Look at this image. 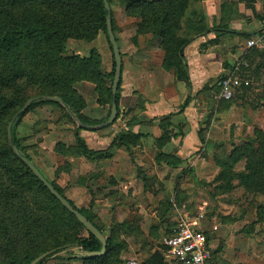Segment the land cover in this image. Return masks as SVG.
Masks as SVG:
<instances>
[{
  "label": "trees",
  "instance_id": "1",
  "mask_svg": "<svg viewBox=\"0 0 264 264\" xmlns=\"http://www.w3.org/2000/svg\"><path fill=\"white\" fill-rule=\"evenodd\" d=\"M114 1L109 0L113 27ZM125 1L128 2L129 14L140 19L139 31L160 38L165 51L164 68L172 71L179 80L187 82L189 87L191 82L184 50L192 41L211 32L229 31L246 37L252 36L251 33L229 30L228 25L224 24L210 28L204 20L205 14H201L196 21L199 13L196 10L191 11V8L197 0ZM107 16L108 11L103 0H0V125L5 134L4 145L0 146V250L4 253L5 261L0 264H31L41 254L54 250L38 263L43 264L49 257L66 252L70 248L90 252L102 249L100 240L62 205L15 153L8 139L7 128L13 116L20 112L27 100L35 96L39 99L33 101L25 112L19 113L12 128L13 144L22 156L31 162L33 161L30 155L24 152L14 128L29 111L42 103L56 105L63 111V115L76 125V147L69 149L58 143L57 152L68 154L70 151L89 159H102L113 156L115 145L129 146L139 142L140 135L122 132L107 151H94L80 136L79 130L82 127L78 126L75 119L85 125L104 123L110 116L113 102L118 105V118L121 114L119 100L122 79L117 96L114 97L112 93L114 55L112 71L106 74L101 70V56L97 49H92L87 57L78 54L63 55L69 38L91 41L100 31H104L109 40ZM188 24L194 29L184 34ZM110 47L113 52L111 44ZM261 52L264 54V50ZM108 79L111 84L107 83ZM81 81L94 83L98 103L109 106L105 119L92 120L82 113L87 103L75 88V84ZM46 96L61 97L63 103L40 99ZM188 103L189 99L185 101V105ZM170 117L163 118L166 121L164 128L171 125L168 121ZM259 135L254 143L251 141L235 148L227 159L217 160L222 168L218 179L226 180V185L221 186L224 191L233 187L231 182L234 179H239L247 189H258L264 193V132L259 131ZM168 140L165 137L163 143ZM242 159L246 160L245 170L236 171L235 166ZM50 182L106 236L108 242L107 251L103 256L82 257L81 254L69 253L67 259L82 260V264L124 263L120 256L128 245L119 240V228L125 225L128 227V224L117 223L113 227L116 231L107 236L89 209L78 208L56 182ZM29 193L34 196L33 207L24 202ZM45 197L49 201L42 200ZM17 201L21 202L18 206L15 205ZM170 231L168 230V233ZM163 262V256L158 253L147 261L149 264Z\"/></svg>",
  "mask_w": 264,
  "mask_h": 264
},
{
  "label": "crops",
  "instance_id": "2",
  "mask_svg": "<svg viewBox=\"0 0 264 264\" xmlns=\"http://www.w3.org/2000/svg\"><path fill=\"white\" fill-rule=\"evenodd\" d=\"M205 3L207 25L210 28L219 26L221 14L217 0H205ZM261 4V0H254L250 8L253 11L251 13L258 15V21L247 23V21L233 20L228 24L229 30L251 33L252 36L246 37L229 31L211 32L195 39L185 48L184 57L188 64L190 87L187 82L179 80L172 71L164 68V54L160 49V38H154L152 35L136 36L127 55L118 41L123 59L119 100L120 117L110 126L97 129L82 127L79 134L87 146L97 152L107 151L114 139L122 132L140 135L137 144L115 145L112 157L89 159L72 152L70 156H67L66 153L55 150L58 143L64 144L69 149L76 147V125L72 121L71 125L55 126L51 134L47 133L43 136V143L48 144L50 141L53 150L64 158L68 165L63 175L67 177L66 180L75 182L70 191L77 200L64 194L78 208L89 209L94 214L96 222L98 220L96 215L101 207V213L105 214L111 223L114 222L113 220H117L120 224H125L128 220L137 221L135 224L128 225L135 242L133 244L128 242L127 248L122 251L120 256L124 261L122 264H128L131 260L138 264H149L147 261L155 253L163 256V264H176L166 258V248L163 244L160 248H152L150 243L146 249L140 246L139 236L143 233L149 235L155 227L151 225L147 232L143 224H139L138 221L143 222L150 216V208L147 209V205L153 203L149 201L153 185L157 182H165L160 172H165L164 178L166 179L167 173L173 171L178 175L175 177L178 182L171 193L164 198L161 196L159 202V207L162 206V210H159L161 214L157 217L156 214L155 216L151 214V219L154 217L157 222L160 220L159 215L161 218L162 216L166 218L171 210L168 205L173 208L176 200L179 199V191L184 190L179 180L183 178L185 172L192 174L195 171L193 165L198 159L197 153L200 147H204L205 142V147L209 149L211 145L208 141L213 137L212 134H216V130H220L221 127H227V124L239 115L235 114L237 105H233L226 113H216L212 120H204L208 110H213L215 105L214 90L221 89L220 83L224 77L238 74V65L248 56V46L245 40L252 39L259 35V32L264 33L262 23L264 14L259 12ZM241 9L242 12L251 15L244 8ZM253 24L255 26L252 28ZM97 39L100 40V36ZM70 45H73L72 48H68L70 54L76 53L83 57L88 56L92 49H97L101 56L102 72L106 74L112 71L111 48H106L104 45L98 47L95 44L78 40H70L68 47ZM75 88L87 103L82 111L85 116L97 120L107 116L109 106L98 103L94 83L81 81L75 84ZM187 99L189 103L185 105ZM41 106L52 107V104ZM35 109L29 111L27 115ZM40 113L43 114L46 111L43 109ZM167 116H171L168 119L171 125L164 128L163 124H166L164 119ZM35 122L36 120L32 124ZM206 122L211 129L208 139L204 140L202 134L206 131ZM64 132L67 134L66 137H64ZM165 137L169 140L163 143ZM160 154L162 157L159 158ZM37 167L47 176L41 167L38 165ZM159 184L162 185V183ZM128 212L132 214L127 218ZM80 262L82 264V260Z\"/></svg>",
  "mask_w": 264,
  "mask_h": 264
},
{
  "label": "rangeland",
  "instance_id": "3",
  "mask_svg": "<svg viewBox=\"0 0 264 264\" xmlns=\"http://www.w3.org/2000/svg\"><path fill=\"white\" fill-rule=\"evenodd\" d=\"M253 2L254 0H217L221 14L220 23L228 25L233 20L247 21V23L258 21V15L251 13L253 11L250 8L253 6ZM261 3L262 6H259V12L260 14H264V2L261 1ZM127 7L128 2L125 0L114 1L115 35L125 55L128 54L129 47L136 36L152 35L151 33L139 31L140 19L130 15ZM241 8L250 12L251 15L242 12ZM192 10H196L199 13L196 17V21H198L200 15L205 14V0L193 2ZM204 20L207 22L206 14ZM256 23L259 24L258 22ZM262 23L264 27V22ZM254 26L253 24L252 28ZM193 29L194 27L188 24L183 33L188 34ZM99 36L100 40L97 39ZM152 37L154 36L152 35ZM253 38L261 40L253 47L248 46L249 38L245 40L248 46V56L238 65V74L230 75L234 79H239L242 85L235 89L233 96L228 100L218 98L221 89L216 88L213 93L215 105L213 110H208L204 120H212V118H215L216 113H226L233 105H237L235 114L238 113L239 115H237V118L233 117L234 119L231 121L229 118L230 122L227 124V127H221L220 130H216V134H212L213 137L209 138L208 141V144L211 145L209 149L205 147V142L203 143L204 147H200L197 153L199 155L198 159L196 158L197 160L193 165L195 171L192 174L188 171L184 174L182 173L183 178L179 180V183L180 186H183L184 190L182 192L179 191V199L176 200V205H173V208L168 205L171 209H169L170 212L166 218L163 216L161 218L159 215L160 220L157 222V219L154 217L151 219V214H154V216L156 214V217L158 214H161L159 213V210L162 208V206L159 207L161 196L164 198L167 194L171 193L173 187L178 182L175 179L178 175L173 171L167 173L166 179L164 178L165 172H160L165 182H157L153 185L154 188L151 191V198L149 199L153 203L147 205V209L150 208V216L143 222L138 221L139 224H143L147 232H149L151 225L155 227L150 231L149 235L143 233L139 236L140 246L144 249L148 247V243L152 245V248L162 247L164 239L169 235L168 230L170 231V228L172 229L177 226L179 218L184 215L196 217L199 213L203 212L205 215L202 219V228L206 231L209 241L215 249V254L222 264H264V193L258 189H247L240 183L239 179H234L231 182L233 187L230 190L224 191L221 186L226 185V180L218 179L222 168L217 161L218 159H227L235 148L244 146L251 141L254 143L257 137L260 136L259 131L264 132V54L261 52L264 50V33ZM70 40L84 41L95 44L98 47L104 45L106 48H111L106 33L100 31L97 37L91 41L69 38L66 41V50L63 54L65 56L77 55L76 53L70 54V49L68 48H72L71 46H73L70 45L68 47ZM159 44L165 56L161 42ZM110 54V63L113 67L112 50H110ZM107 83L111 84V80L108 79ZM32 98L36 97L32 96ZM40 99H46V97ZM44 104L46 103L35 106L37 108H34L35 110L32 113L26 114L27 116H24V121L19 122L14 128V132L20 145L24 147V152L29 154L32 161L42 168L47 175L46 177L50 181L56 182L69 197L77 200L70 191L75 182L66 180L67 177L63 175L64 170L68 169L67 163H65L64 158L57 155L56 148L53 150L50 141H48V144L43 143V136L47 133L51 134L55 126L71 125V121L67 116L63 115V111L56 105H52V107L41 106ZM41 108L46 113L41 114ZM51 108L53 109L51 110ZM34 120L36 122L32 124ZM205 124L206 131L202 135L204 136V140H207L211 128L207 125V122ZM66 136L67 134L64 132V137ZM4 137V128L0 125V146L4 145ZM67 156H70V151ZM245 167L246 160L242 159L236 164L235 170L244 171ZM159 183H162V185ZM29 195L24 198V202L33 207L32 198L33 202H35L34 196L33 194ZM44 199L49 201L46 197L42 200ZM18 203L20 204L21 202L17 201L15 205L18 206ZM164 207L166 208V205ZM91 209L93 208L91 207ZM100 209L102 207L99 208V213L97 212L96 215L98 219L97 223L102 226L107 235H110L113 231H116V228L113 227L119 222L113 220L115 222L111 223L110 219L106 218V215L101 213L102 210ZM131 212H128L127 218L131 216ZM121 214L123 215V212ZM125 223L130 225L137 223V221L128 220ZM216 226L218 228L214 229ZM119 229V234H121L119 240H123L127 245L128 242L131 244L135 242L133 236H131L133 235L131 233L132 230L127 225ZM69 253L77 255L81 254V250L79 248H70L66 252L49 257L43 264H81L80 260L69 261L67 259ZM4 261V253L0 250V262ZM140 261L142 262L143 260Z\"/></svg>",
  "mask_w": 264,
  "mask_h": 264
},
{
  "label": "built area",
  "instance_id": "4",
  "mask_svg": "<svg viewBox=\"0 0 264 264\" xmlns=\"http://www.w3.org/2000/svg\"><path fill=\"white\" fill-rule=\"evenodd\" d=\"M261 1L264 2V0ZM260 40L252 38L248 41V46L253 47ZM220 85L221 90L218 98L228 100L233 96L235 89L242 85V82L227 76L222 79ZM204 215L201 212L196 217L184 215L178 219L177 226L172 228L164 239L166 258L176 264H222L215 254V249L211 245L206 231L202 228ZM128 264L138 263L131 260L128 261Z\"/></svg>",
  "mask_w": 264,
  "mask_h": 264
},
{
  "label": "water",
  "instance_id": "5",
  "mask_svg": "<svg viewBox=\"0 0 264 264\" xmlns=\"http://www.w3.org/2000/svg\"><path fill=\"white\" fill-rule=\"evenodd\" d=\"M105 7L108 11V16H107V32H108V37H109V42L112 46L113 49V55L115 59V75H114V80H113V85H112V93L114 97L117 96L118 88L120 81L122 79V72H123V59H122V53L121 49L117 40V37L115 35L114 27H113V22L111 18V6L109 3V0H103ZM37 98H30L27 100L23 108L20 110L19 113L25 112L28 107L31 105L33 101H35ZM46 99L48 100H53L56 102L63 103V100L61 97L58 96H46ZM19 113L13 118V120L10 122L7 133H8V139L10 144L12 145L15 153L29 166L31 171L45 184V186L50 190V192L62 203V205L70 211L73 215L77 217V219L86 227L87 230L92 232L94 236H96L100 242L102 243V249L100 251H83L81 250V256L82 257H98V256H103L106 251H107V238L106 236L85 216L83 215L78 209L74 208V206L67 200L59 191L56 190V188L53 186V184L46 178V176L41 172V170L30 160L27 158L23 157L22 154L20 153L19 149L13 144V135H12V128L15 119L19 115ZM118 118V105L116 102L112 103V109L110 116L108 120L104 123L98 124V125H85L83 124L79 119L75 118L78 125L81 127H86L90 129H97V128H102L106 126L112 125ZM54 251V250H53ZM53 251L46 252L44 254H41L37 258H35L31 264H38L41 262L43 259H45L47 256L53 253Z\"/></svg>",
  "mask_w": 264,
  "mask_h": 264
}]
</instances>
